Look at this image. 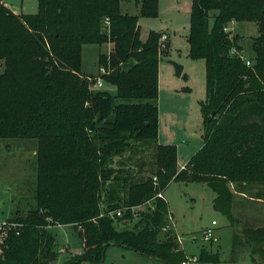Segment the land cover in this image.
<instances>
[{
	"label": "trees",
	"instance_id": "16d2710c",
	"mask_svg": "<svg viewBox=\"0 0 264 264\" xmlns=\"http://www.w3.org/2000/svg\"><path fill=\"white\" fill-rule=\"evenodd\" d=\"M123 1L37 0L35 13L15 14L0 0V138L37 143L35 203L0 223V264H52L56 224L81 240L70 264H98L105 243L181 264L185 252L163 230L167 202L156 196L171 181L205 183L229 221V184L256 185L264 197V0H191L187 52L205 61L203 143L182 168L175 146L158 142L160 33L139 34V17H156L158 0H134V15ZM241 21L257 25L250 66L231 54L241 38L225 29ZM105 44V72L85 74L82 47ZM97 77L114 92L95 87ZM134 216L132 229L115 227ZM243 234L264 243V226ZM202 253L198 261H209Z\"/></svg>",
	"mask_w": 264,
	"mask_h": 264
},
{
	"label": "rangeland",
	"instance_id": "374dc122",
	"mask_svg": "<svg viewBox=\"0 0 264 264\" xmlns=\"http://www.w3.org/2000/svg\"><path fill=\"white\" fill-rule=\"evenodd\" d=\"M15 14L35 13L37 0H2ZM191 0H158L156 17H139L140 39L144 41L149 31L167 34L162 43L158 64V140L174 145L179 165L202 146L203 128L200 102L205 99V61L192 58L187 52ZM121 11L138 13L134 0L120 3ZM126 10V11H125ZM212 24V20H210ZM106 26V24H105ZM225 29L241 40L239 54L252 58V38L257 35L255 22H229ZM161 47V48H160ZM109 45H85L81 51V68L85 74L97 76L98 54L109 50ZM170 61L183 66L179 77L174 76ZM95 87H97L95 85ZM99 88V87H97ZM114 92L113 86H102ZM37 143L28 138H0V223L15 213L26 214L34 205V189L37 170ZM135 170V169H134ZM136 171V170H135ZM233 191L231 203L232 221L215 210L212 201L215 193L202 182L171 181L164 191V198L172 220L170 235L178 241L186 256L198 258L201 251L206 262L198 264H264V243L247 242L243 231L264 226V197L257 198L256 185L241 190L229 184ZM147 206L137 208L136 215ZM138 216L125 223L115 222L117 229H132ZM216 224L212 226L211 222ZM213 228L212 237L205 240L203 231ZM56 240L57 259L52 264H70L76 254L82 252V243L70 225L49 227ZM167 235L160 233L161 239ZM131 251V252H130ZM76 264H96L80 261ZM103 264H168L147 258L121 246L109 245L105 250Z\"/></svg>",
	"mask_w": 264,
	"mask_h": 264
},
{
	"label": "built area",
	"instance_id": "2783aa9c",
	"mask_svg": "<svg viewBox=\"0 0 264 264\" xmlns=\"http://www.w3.org/2000/svg\"><path fill=\"white\" fill-rule=\"evenodd\" d=\"M104 22H105L106 24H108V19L105 18ZM166 39H167V34H165V33L162 34V35L160 36L159 46L162 47V46H163L162 43L165 42ZM161 47H160V48H161ZM231 54H234V55L240 56V57L243 58V60L245 61V64H246L247 66H250V60H249L248 58L244 57L243 55L239 54L238 51H237L236 49H232V50H231ZM100 72H101V73H104L105 71H104L103 68H100ZM95 85H96L97 87H101V86H102V80H101V78H99V77L96 78ZM154 179H155V178H154ZM156 196H157V197H160V198H164V195H163L161 192H158V193L156 194ZM111 216H113V215H111ZM115 216L119 217V216H121V213L118 211V212L115 213ZM169 220H172V218L169 217ZM211 224H212V226H213V225L216 224V222H215V221H212ZM166 228H169V226L167 225L165 228H163V230H165ZM212 232H213V228H206V229H204V231H203V236H204L205 240H209V239H211V237H212ZM198 263H199V262H198V258H197L196 256H193V255H192V256H186L185 259L181 262V264H198Z\"/></svg>",
	"mask_w": 264,
	"mask_h": 264
},
{
	"label": "water",
	"instance_id": "95a60500",
	"mask_svg": "<svg viewBox=\"0 0 264 264\" xmlns=\"http://www.w3.org/2000/svg\"><path fill=\"white\" fill-rule=\"evenodd\" d=\"M185 49H187V47H185ZM170 63L172 64L173 66V69H174V76L176 77H179L183 71V66L181 64H178L176 62H173V61H170ZM135 170L132 169V172H134ZM108 243H105L103 248H102V251L100 253V260H99V263L98 264H103V259H104V255H105V250L106 248L108 247ZM145 257L147 258H152V259H155V260H159V261H164L166 262V260H164L163 258H159V257H151L147 254H144ZM167 263V262H166Z\"/></svg>",
	"mask_w": 264,
	"mask_h": 264
},
{
	"label": "crops",
	"instance_id": "0c3cea01",
	"mask_svg": "<svg viewBox=\"0 0 264 264\" xmlns=\"http://www.w3.org/2000/svg\"><path fill=\"white\" fill-rule=\"evenodd\" d=\"M3 2V1H2ZM4 3V2H3ZM6 5V4H5ZM7 6V5H6ZM126 11V10H125ZM126 12H128V13H130L128 10L126 11ZM85 46V45H84ZM97 46V45H96ZM98 47V46H97ZM83 48V47H82ZM159 135V134H158ZM158 142L160 143V141L158 140ZM162 144V143H161ZM177 164H178V161H177ZM178 166H179V168H182L184 165H179L178 164ZM123 248H125V247H123ZM131 252V251H130Z\"/></svg>",
	"mask_w": 264,
	"mask_h": 264
}]
</instances>
